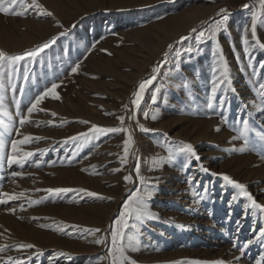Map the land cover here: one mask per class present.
I'll return each mask as SVG.
<instances>
[{"label":"rangeland","instance_id":"1","mask_svg":"<svg viewBox=\"0 0 264 264\" xmlns=\"http://www.w3.org/2000/svg\"><path fill=\"white\" fill-rule=\"evenodd\" d=\"M5 6L26 14L0 13V50L23 57L0 64V200L7 201L0 203V264H112L114 221L127 201L147 192L152 217L128 230L139 241L138 250L126 252L135 264H256L264 256V207L223 178L245 185L264 206V49L252 40L251 21L258 12L256 36L264 43L260 0ZM221 9L227 20L212 38L210 29L225 15ZM200 31L207 35L197 43ZM45 43L49 47L40 50ZM217 43L229 79L212 98ZM32 51L37 54L28 56ZM152 77L136 107L134 93ZM52 84L59 99L49 94L29 114ZM120 116L127 132L93 128L121 127ZM129 134L134 142L122 163ZM25 137L32 139L14 153L13 142ZM188 144L198 161L180 151ZM25 152L33 155L24 158ZM101 237L104 243L96 244ZM24 244L34 247H19Z\"/></svg>","mask_w":264,"mask_h":264},{"label":"snow or ice","instance_id":"2","mask_svg":"<svg viewBox=\"0 0 264 264\" xmlns=\"http://www.w3.org/2000/svg\"><path fill=\"white\" fill-rule=\"evenodd\" d=\"M7 4H11V5H23L25 3V0H0V13H3L5 15H17V16H23L26 14V12H22V11H16L14 8H9L6 7L5 5ZM33 3H35V0H33ZM260 5L262 8H264V0H260ZM37 7L39 5H36ZM244 7H249L248 5H245ZM221 13H225V15L223 16L222 20L217 23L215 25V27H213L212 29H210V33H211V37L215 38L216 35V31L222 26L223 22L225 20H227V10L226 9H221L220 10ZM259 13L258 12H252L251 14V21H252V40L255 41V46L264 49V43L260 42V40L257 38L256 36V23H257V18H258ZM193 31H195V29H193ZM247 31V29H246ZM206 32L205 31H200L199 34L195 37L197 43H200L204 40V38L206 37ZM243 44L248 46L249 45V40L247 39V37L245 36V38L243 39ZM49 47V45L47 43H45L44 45L41 46L40 50H43L44 48ZM172 46L170 45L169 48H171ZM185 51L187 52H192L193 48L189 47L187 49H185ZM37 54V52L32 51V52H28L27 55L28 56H35ZM181 53L179 51L176 52V55L179 56ZM216 55L218 56V60L216 61L217 67L213 69V80H212V98L215 97V94L217 92L218 87L223 84L224 82L228 81L229 76H228V66L227 63L223 57V53H222V48L221 46L217 43L216 46ZM23 57L21 56H12L9 57L7 56V54L0 50V64H3L6 60H20ZM261 67L264 68V64H261ZM79 68V65H77L76 67H74L72 69V71L75 73L77 71V69ZM154 72L157 71L156 68L153 69ZM155 77H152L150 80L142 82L139 84V91H137L136 93H134V99L132 100V104L135 105L136 107H139L141 99H142V95L146 89V86L148 84L152 83V80H154ZM58 87V85L56 84H52L51 89L46 90L42 95H39L36 97L35 102L32 104V107H30L28 109V113L31 114L33 112V110L36 108V106L43 100V98L45 96H48L49 94L52 95L53 98L55 99H59V97L56 95L55 93V89ZM259 89L260 90H264V83H260L259 84ZM234 91V89H233ZM156 92H159V89H156ZM156 95L153 94L152 96V100L153 102L156 101ZM262 99H264V96H262ZM209 107H212V104L209 103L208 105ZM125 108H127V106H125ZM0 110H3V106L2 104H0ZM5 114H7L6 110H5ZM53 115H55V113H53ZM147 113H145V116L147 117ZM120 121H121V127H117V128H110V129H100L97 126L93 125V128L96 129V131H108V132H127L128 130L126 128L123 127V121H124V117L120 116L117 117ZM153 120L157 119V117L155 115H153L151 117ZM27 118H22L20 120V124L23 125L26 122ZM87 123V122H85ZM243 124V130L241 132L242 136H245V144H247V138H246V133L248 131V125H249V121L248 120H243L242 121ZM141 130L143 131H147V129H144L143 126H140ZM220 129L217 128L216 131H219ZM240 137H233V139H238ZM32 138L31 137H25L23 140L20 141H14L12 144V151L15 153L17 152V144H24L27 143L28 141H30ZM133 139L132 136L129 134L128 138L125 140L124 142V153H125V158L122 159V163H127L126 157L129 153V149L130 146L133 144ZM181 152H187L188 154H190V156L195 157V159L198 161L200 158L199 156L196 154V152L194 151V148L191 144L185 145L183 148L180 149ZM241 152L245 151V148H241L240 149ZM33 155L31 152H25L23 153V157L27 158L29 156ZM173 157L170 154L168 156V160H171ZM9 163H18L21 165V167L23 166L22 160H15V159H10ZM155 163V162H154ZM39 166V165H37ZM201 170L204 172H208L209 170L207 168H204L203 165L200 166ZM120 169H114L113 171H119ZM137 173H139V166L137 165L136 168ZM13 176L16 175H20L19 173H12ZM213 175H215L213 173ZM224 180L227 181L230 184H234L235 187H237L238 189L241 190V192L243 193L244 196H246L252 203L253 206L260 208V207H264L261 206L259 204H257V202L252 198V196L247 192L246 190V186L243 184H240L238 182L232 181L227 175H224ZM125 181L127 182H132L131 181V177L130 176H125L124 177ZM194 180V177L189 176L188 177V183L191 184ZM46 191L48 193H62V192H68L71 191L70 189H66V188H49L46 189ZM83 191V190H82ZM90 196H96V193H87ZM3 195H7V194H3ZM152 193L151 192H147L144 194H137L136 196H134L132 199H130L129 201H127L124 205H123V211L120 213L119 217L117 219H115L114 223H115V228L112 230L111 232V244L112 247L109 250V255L112 257V264H135V261L131 260L127 255L126 252L128 250H132V251H136L138 250V243L139 241L136 238L135 233L129 234L128 230L129 229H135L137 228V225L139 223H142L145 219H150L152 217V213L146 203V199L145 196L147 197H151ZM11 199H15L16 197H10ZM7 201L5 200H0V203H6ZM42 201H32V204H36V203H40ZM135 221L136 223H129V221ZM40 227H47V225H40ZM59 230V229H57ZM91 233H96L99 232L100 229H89L88 230ZM261 238H264V228L260 229V233H259ZM96 244H102L104 243V238L101 237L99 239H96L94 241ZM253 243L252 240H249L247 242V244H251ZM247 244L242 245L241 246V251L243 250V248L247 247ZM235 246V245H234ZM19 247L21 248H33L34 245L31 244H24V245H20ZM9 260H12L11 257H9ZM262 262H264V256H262L259 260L256 261V264H262ZM15 264H23L22 261H17L15 262Z\"/></svg>","mask_w":264,"mask_h":264}]
</instances>
